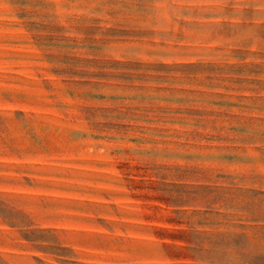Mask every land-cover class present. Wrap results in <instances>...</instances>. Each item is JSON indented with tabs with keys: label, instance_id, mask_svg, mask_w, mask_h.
Returning a JSON list of instances; mask_svg holds the SVG:
<instances>
[{
	"label": "rangeland",
	"instance_id": "1",
	"mask_svg": "<svg viewBox=\"0 0 264 264\" xmlns=\"http://www.w3.org/2000/svg\"><path fill=\"white\" fill-rule=\"evenodd\" d=\"M0 264H264V0H0Z\"/></svg>",
	"mask_w": 264,
	"mask_h": 264
}]
</instances>
